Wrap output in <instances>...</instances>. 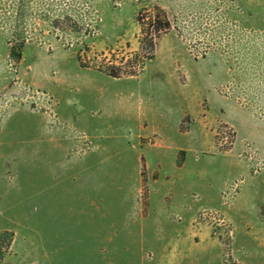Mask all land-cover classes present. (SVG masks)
<instances>
[{"label": "rangeland", "instance_id": "rangeland-1", "mask_svg": "<svg viewBox=\"0 0 264 264\" xmlns=\"http://www.w3.org/2000/svg\"><path fill=\"white\" fill-rule=\"evenodd\" d=\"M206 238L264 264V0H0V264Z\"/></svg>", "mask_w": 264, "mask_h": 264}, {"label": "crops", "instance_id": "crops-1", "mask_svg": "<svg viewBox=\"0 0 264 264\" xmlns=\"http://www.w3.org/2000/svg\"><path fill=\"white\" fill-rule=\"evenodd\" d=\"M218 245L219 244H217L215 240L211 241L210 239L206 238L205 242L201 243L200 245L199 253H188L191 264H214L217 260H220V262H222V253L224 250L223 247L220 246L221 248H219ZM181 255H185V253H181ZM177 258H179V256H176L175 259Z\"/></svg>", "mask_w": 264, "mask_h": 264}, {"label": "trees", "instance_id": "trees-1", "mask_svg": "<svg viewBox=\"0 0 264 264\" xmlns=\"http://www.w3.org/2000/svg\"><path fill=\"white\" fill-rule=\"evenodd\" d=\"M152 26H153V28H154L156 31H161V30H163V29H167V28L169 27V23L166 22V24H160V25H158V26L152 24ZM149 40H150V42H151L150 45H151V46H154L155 41H154V38H153V34H152V33H151V37H149Z\"/></svg>", "mask_w": 264, "mask_h": 264}]
</instances>
